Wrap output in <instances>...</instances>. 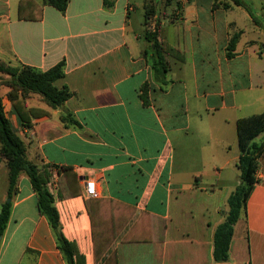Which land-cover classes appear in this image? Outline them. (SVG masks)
<instances>
[{
    "label": "crops",
    "instance_id": "crops-1",
    "mask_svg": "<svg viewBox=\"0 0 264 264\" xmlns=\"http://www.w3.org/2000/svg\"><path fill=\"white\" fill-rule=\"evenodd\" d=\"M178 1L179 10H157L145 28V0H116L112 11L102 0H68L64 14L31 0L22 19L20 0H0V62L39 72L62 63L55 86L73 94L63 109L78 128L65 127L61 110L36 94L26 107L47 114L28 128L0 85L5 116L28 159L53 166L49 190L60 231L84 264H105L112 253L117 264H217L213 236L232 192L222 179L227 162L214 157L237 141L238 119L264 113H242L243 96L264 89V13L257 24L234 0ZM139 13L142 19L132 20ZM145 29L178 51L165 55V84L153 78ZM254 142L263 143L264 132ZM238 157L239 150L235 167ZM198 160H207L215 181L198 177ZM0 172L1 205L4 162ZM257 178L233 227L227 264H264V155ZM87 179L97 198L84 197ZM0 264H67L23 174L0 236Z\"/></svg>",
    "mask_w": 264,
    "mask_h": 264
},
{
    "label": "trees",
    "instance_id": "trees-1",
    "mask_svg": "<svg viewBox=\"0 0 264 264\" xmlns=\"http://www.w3.org/2000/svg\"><path fill=\"white\" fill-rule=\"evenodd\" d=\"M31 0H20L18 8V17L22 19V6ZM44 6H49L64 14L68 0H42ZM116 0H102V7L106 11H112ZM148 0H145L144 22L145 27L155 16L159 8L148 6ZM157 2V0H155ZM166 2L165 10L169 5H173L174 0H163ZM158 3V2H157ZM236 6H241L249 13L254 23L256 18L252 15L250 8L241 1L234 0ZM176 9L179 4H175ZM38 9L39 7L36 6ZM162 11V10H159ZM164 11V10H163ZM41 15L38 14L37 18ZM239 35H234L228 45V54L234 50ZM143 40L148 44L150 50V67L155 81L166 83V74L168 63L165 55H177L178 51L172 46L161 43L157 39L156 31L145 29ZM0 73L7 76V79L1 78L0 85L9 89L7 94L11 101L19 120L22 125L30 128L32 119L43 114V110L27 108L25 105L26 98L31 94L40 96L43 103L51 109H60V121L67 128H78L79 123L72 113L63 109L64 103L71 98L72 92L67 87L57 88L55 82L64 77L63 64L60 63L45 72H39L28 66L20 68H11L0 62ZM148 85L142 87L141 99L146 102V91ZM237 146L239 157L236 162V168L239 171V185L229 195L227 199L228 210L225 213L224 221L217 226L213 236V260L217 264L228 262V250L233 235V227L237 222L241 212L245 213L246 203L251 195L255 185L258 183L257 170L258 160L264 155V142L257 144L255 139L264 132V113L255 114L246 118L238 119L236 122ZM0 162H4L7 168V199L9 202H3L0 213V236L3 234L11 209V199L18 192V179L20 175H25L31 184L36 195V207L39 214L46 218L53 234L55 236L57 248L62 254L67 264H84L83 257L78 253L75 245L68 241L60 231L59 215L53 205V195L49 190L52 181L53 166L49 164H36L27 157V146L24 141L16 135L8 119L5 116L2 98L0 97ZM65 171H68L67 169ZM60 192V189H59ZM61 198L65 197L62 194ZM113 261L117 264L113 253L107 258L105 264Z\"/></svg>",
    "mask_w": 264,
    "mask_h": 264
},
{
    "label": "rangeland",
    "instance_id": "rangeland-1",
    "mask_svg": "<svg viewBox=\"0 0 264 264\" xmlns=\"http://www.w3.org/2000/svg\"><path fill=\"white\" fill-rule=\"evenodd\" d=\"M147 2H148L147 3L148 6H150L151 8L154 6V8H159V10H162L160 11V14L163 13V10L165 13V4H166L165 1L161 0V1H157L158 2L157 3L155 0H148ZM241 2L244 3V5H246L247 7H250L252 9L251 13L255 18L257 19L261 18L260 16L261 13H264V7H262L264 6V0H241ZM177 3L180 4L178 0H174V2H172L173 5H169V8H171L172 10H175L176 8L175 4ZM176 10H179V8ZM137 16L140 17V19H142V13H139L138 15L137 14L133 15L132 20H134V18ZM149 23H151V21ZM250 94L243 96L242 98L243 99L242 104L244 105V108L242 109V113L244 116L252 115L255 113H259V112H264V89L255 90L251 92ZM226 152H227L226 154L216 155L214 159L216 161H220L221 164H223L224 162H227V164L223 167V178L222 179L223 181H225V186H227V188L229 189V192L231 193L239 185L238 183L239 171L235 167L236 159H233V157L238 155V147H237L236 139H234L232 144L227 148ZM207 163H208L207 160L206 161L198 160L196 162L198 166V171H199L198 177L200 178L201 176V179H203V181L204 180L215 181L214 179L216 178L212 175L213 170L205 167V166H208ZM1 174L2 173L0 172V190L4 191L5 186H6V179L4 177L5 175H1Z\"/></svg>",
    "mask_w": 264,
    "mask_h": 264
},
{
    "label": "built area",
    "instance_id": "built-area-1",
    "mask_svg": "<svg viewBox=\"0 0 264 264\" xmlns=\"http://www.w3.org/2000/svg\"><path fill=\"white\" fill-rule=\"evenodd\" d=\"M84 197L86 199L97 198V190L93 180H85L84 182Z\"/></svg>",
    "mask_w": 264,
    "mask_h": 264
},
{
    "label": "water",
    "instance_id": "water-1",
    "mask_svg": "<svg viewBox=\"0 0 264 264\" xmlns=\"http://www.w3.org/2000/svg\"><path fill=\"white\" fill-rule=\"evenodd\" d=\"M9 201H10L9 199L6 200V202H9ZM2 208H3V206L0 205V213H1ZM225 264H227V263H225Z\"/></svg>",
    "mask_w": 264,
    "mask_h": 264
}]
</instances>
